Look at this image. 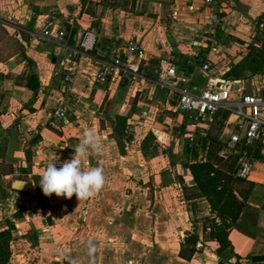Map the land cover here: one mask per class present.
Here are the masks:
<instances>
[{"label":"crops","instance_id":"0c3cea01","mask_svg":"<svg viewBox=\"0 0 264 264\" xmlns=\"http://www.w3.org/2000/svg\"><path fill=\"white\" fill-rule=\"evenodd\" d=\"M214 3L0 0V234H12L6 264H264V137L241 148L256 160L240 220L252 236L230 230L222 252L205 226L220 222L206 198L192 197L186 168L207 160L211 135L229 156L239 116L221 110L195 123L179 109L181 93L229 83L233 100L264 96V0ZM48 16L63 41L38 37ZM132 40L142 51L134 59L141 76L97 82L101 63ZM163 60L177 70L166 84ZM183 66L194 68L189 78L180 76ZM67 74L71 92L61 79ZM59 108L68 120L54 123ZM88 128L103 151L81 157V165L103 170L102 187L80 201L45 196L41 173L72 158ZM16 180L29 182V191L13 189Z\"/></svg>","mask_w":264,"mask_h":264},{"label":"built area","instance_id":"2783aa9c","mask_svg":"<svg viewBox=\"0 0 264 264\" xmlns=\"http://www.w3.org/2000/svg\"><path fill=\"white\" fill-rule=\"evenodd\" d=\"M215 5L214 0H204L206 8ZM219 16L213 14L211 21L214 24L219 22ZM56 22L52 17H45L42 25L37 31L38 37L41 39L56 38V41H63L60 32H55ZM217 42L213 43L214 50H217ZM135 58H142V51L137 41H129L126 46L120 50L111 62H102L100 70L96 76V81L106 83L109 79L119 77L122 73H129L135 78L141 76L140 65L134 62ZM211 64H205L203 71H208ZM163 74L162 82L166 84V80L176 78L177 70L170 60H163L160 64ZM70 74L62 77V82L66 85L68 92L72 91L70 83L72 82ZM220 80V79H219ZM232 87L229 83L217 84L213 83L200 94L181 93L179 109L182 113L188 115L193 122L208 116H213L221 110L236 112L239 116L234 132L231 134L227 146L224 150L225 155L238 154L240 160L238 162L237 175L240 178H247L255 165L256 160L246 154L242 155L241 148L251 146L264 137V96L262 95H243L239 100H233ZM54 123H62L68 120L67 112L59 108L51 119ZM232 264H239L234 261ZM241 264H253L245 262Z\"/></svg>","mask_w":264,"mask_h":264},{"label":"trees","instance_id":"16d2710c","mask_svg":"<svg viewBox=\"0 0 264 264\" xmlns=\"http://www.w3.org/2000/svg\"><path fill=\"white\" fill-rule=\"evenodd\" d=\"M209 139L207 160L187 164L186 168L190 170L195 182L192 197L206 198L210 204L211 213L215 214L220 222L218 224L215 221H209L205 226L210 229L211 238L220 245L218 251L222 252L230 245L228 241L230 230L237 229L252 236V233L247 232L241 226L240 220L247 212V201L254 184L247 178L238 177L240 156L231 154L223 157L220 154L222 145L212 135ZM4 172L1 171V173ZM245 227L248 226L245 224ZM251 227L253 228V226H249V228ZM11 240V231L0 234V264H6L10 260L9 242ZM194 241L191 240V243ZM191 250L194 252L195 248L192 247Z\"/></svg>","mask_w":264,"mask_h":264},{"label":"clouds","instance_id":"9594fccd","mask_svg":"<svg viewBox=\"0 0 264 264\" xmlns=\"http://www.w3.org/2000/svg\"><path fill=\"white\" fill-rule=\"evenodd\" d=\"M101 141L91 128L83 131L82 138L74 147L72 158L63 161L57 167V162H49L40 175L39 186L45 196L55 194L57 197L71 198L74 194L80 201L94 195L104 183L103 170L91 167L85 170L81 165V157L89 153H101ZM88 252L95 249V245L88 241Z\"/></svg>","mask_w":264,"mask_h":264},{"label":"water","instance_id":"95a60500","mask_svg":"<svg viewBox=\"0 0 264 264\" xmlns=\"http://www.w3.org/2000/svg\"><path fill=\"white\" fill-rule=\"evenodd\" d=\"M194 68L193 67H187V66H183L180 69V76L183 78H189V74H191L193 72ZM13 189L18 190L20 192L23 193H27L30 189L31 184L27 181H23V180H16L13 182Z\"/></svg>","mask_w":264,"mask_h":264}]
</instances>
